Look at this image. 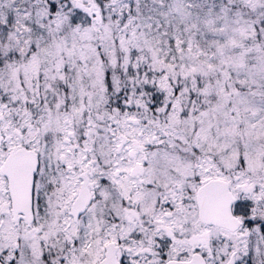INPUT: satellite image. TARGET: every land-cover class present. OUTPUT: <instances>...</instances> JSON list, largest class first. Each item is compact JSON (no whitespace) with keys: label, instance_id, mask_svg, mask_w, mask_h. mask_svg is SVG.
Returning a JSON list of instances; mask_svg holds the SVG:
<instances>
[{"label":"snow or ice","instance_id":"1","mask_svg":"<svg viewBox=\"0 0 264 264\" xmlns=\"http://www.w3.org/2000/svg\"><path fill=\"white\" fill-rule=\"evenodd\" d=\"M0 264H264V0H0Z\"/></svg>","mask_w":264,"mask_h":264}]
</instances>
